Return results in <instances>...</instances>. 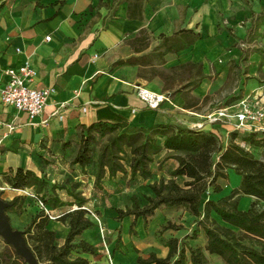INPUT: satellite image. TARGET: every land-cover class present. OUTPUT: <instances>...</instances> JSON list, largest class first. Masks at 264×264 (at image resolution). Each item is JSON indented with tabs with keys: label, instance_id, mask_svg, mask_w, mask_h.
Segmentation results:
<instances>
[{
	"label": "crops",
	"instance_id": "crops-1",
	"mask_svg": "<svg viewBox=\"0 0 264 264\" xmlns=\"http://www.w3.org/2000/svg\"><path fill=\"white\" fill-rule=\"evenodd\" d=\"M249 2L253 4L252 0ZM246 3L245 0H143L141 17H129V0H0L1 198L10 202L24 196V190L13 188L5 180L6 175L14 174L18 168L30 170L52 184L68 181L66 189L56 188L48 193L47 199L57 196L63 203L57 207L47 205L49 210L58 216L78 208L75 197L68 190L84 198V206L95 205L110 229L108 245L113 264H140L139 257L148 259L151 254L166 258L169 249L158 241L156 232L170 221L160 213L167 208L156 210L147 227L141 217L136 220L134 216H127L120 220L118 210L131 206L132 195L141 200L144 196H154L150 184L162 177L170 179L178 161L167 159L160 168V161L167 152L164 150L150 165V177L132 176V154L128 150L123 160L127 172L118 171L111 176L107 170L100 185L96 186V170L91 174L88 166L72 163L79 149L78 146L75 151H69L74 145L72 137L81 132L83 126L100 121L125 122L129 127L146 129L177 121L189 128L196 126L199 122L188 123L184 121L186 115L179 113L200 116L197 113L200 109L185 108L182 91L166 90L159 75H152L148 67L144 69L138 63L127 61L152 53L160 45L162 35L173 36L181 30H193L199 34V39L189 48L168 54L162 69L168 70L187 62L202 63L206 75L212 65L221 79L230 60L237 58L238 45H242L246 38L254 41L257 39L254 36L264 38V14L255 21L256 9L250 10ZM245 21L248 22L247 27L244 26ZM142 30H146L150 37L148 47L143 48L141 43H137L134 48L130 41L139 37ZM47 36L51 37L50 41L46 40ZM251 48L252 51L242 50L241 54L260 62L259 66L264 68L260 51L264 48ZM26 62L36 71V76L26 83L28 86L54 88L44 112L34 122L26 113L6 106L1 97V89L8 81L5 70L19 68ZM207 80L204 79L201 86L192 91L200 102L207 95ZM177 84H184V81ZM138 87L165 94L169 100L152 109L139 98ZM10 124H15L16 128L7 134ZM218 126L207 125L203 130H211L222 137L223 131L219 132ZM160 140L162 145L164 139ZM233 179L230 170L229 180ZM176 180L183 185L188 179L182 176ZM224 181L218 180L223 187L222 196L240 184V178L235 186L232 184L233 188ZM74 184L77 188L73 187ZM94 186L96 188L92 189ZM26 190L37 192L36 187ZM47 191L50 190L44 189L40 195ZM246 199L253 201L252 197ZM243 201L244 197L240 199V208L244 206ZM38 205L35 199L26 197L21 217L29 223L40 211ZM134 221L136 235L131 234ZM49 227L57 231V241L62 245L69 232L68 223L53 219ZM183 231L168 230L163 237L181 241L179 233ZM149 233L150 238H147ZM79 239L99 249L98 256L82 254L83 257L108 264L97 225L85 230ZM206 244L205 238L204 245L200 247L205 249ZM186 264H192L189 253Z\"/></svg>",
	"mask_w": 264,
	"mask_h": 264
},
{
	"label": "trees",
	"instance_id": "trees-1",
	"mask_svg": "<svg viewBox=\"0 0 264 264\" xmlns=\"http://www.w3.org/2000/svg\"><path fill=\"white\" fill-rule=\"evenodd\" d=\"M142 3L143 0H129V17H141ZM199 37L193 30H181L173 36L162 35L160 45L152 53L131 58L127 63H138L144 69L148 67L152 75L162 78L166 90L182 91L186 109H199L200 100L192 95V91L208 78L203 71V64L187 62L168 70L162 69L168 54L189 48ZM149 39L147 31L142 30L141 35L130 43L134 48L137 43L146 48ZM260 51L263 64L264 51ZM181 81H184V84H177ZM96 134L107 137V142L98 152L95 161L96 186L100 185L107 170L111 176L118 171L127 172L123 160L128 150L132 154V176L139 174L144 178L150 177V165L155 156L164 150L167 152L160 161V168L167 159L178 161V167L170 173V179L162 177L150 184L154 196H144V203L138 196H131V206L126 210H118L120 220L127 216H134L136 220L141 217L147 227L149 218L159 208L184 209L198 223V228L194 230L191 238L197 239L202 231L207 239L205 249L177 238L165 239L164 232L183 229L182 225L168 221L156 232L158 241L168 247V256L158 258L151 254L148 259L139 257L140 264H186L188 253L192 264H211L206 252L220 257L225 264H264V159L251 151V148L264 150V131H251L242 135L240 131L234 130L229 141L225 143L219 134L211 130L189 128L176 122L146 129L129 127L125 122L100 121L82 127L80 145L73 164L87 167L93 163L92 147ZM160 138L164 139L162 145ZM238 138L242 139L245 145L237 142ZM230 170L240 176V184L229 194L222 196L220 194L223 187L218 180H229ZM182 176L188 179L183 185L176 180ZM5 180L16 189L36 187L38 194L48 186L45 179L23 168H18L14 174L6 175ZM73 187L77 188V184ZM56 188L66 189V185L53 184L50 191L40 198L45 205H63L57 196L46 199L48 193L54 192ZM68 191L75 197L78 208L57 218L69 225L65 242L59 245L57 231L49 227L50 217L40 209L22 231L26 245L35 256L37 264H101L82 256L99 255L96 246L79 239L85 230L96 227V223L88 211L82 208L84 198L72 190ZM242 197L253 198L247 209L239 207ZM25 199V196H18L9 202L10 205L5 209L9 220L10 212L22 213ZM135 223L134 221L131 226L132 235H136ZM0 264L30 263L19 255L12 245L7 244L0 252Z\"/></svg>",
	"mask_w": 264,
	"mask_h": 264
},
{
	"label": "rangeland",
	"instance_id": "rangeland-1",
	"mask_svg": "<svg viewBox=\"0 0 264 264\" xmlns=\"http://www.w3.org/2000/svg\"><path fill=\"white\" fill-rule=\"evenodd\" d=\"M250 10H253V7L256 9V20H259L262 18V15L264 14V0H252L253 4L249 2V0H245ZM258 10V11H257ZM249 20V17L247 18ZM251 23L252 21L249 20ZM248 22H244V26L247 27ZM249 30V27H248ZM256 37V41L253 39L246 38L244 42H242V45H238V56L237 58H233L230 60L227 69L225 70L224 77L219 78V73L216 72L215 68L211 65L209 68V74H208V85H207V95L202 98V101L200 102V112H197L200 116H194L190 114H186L184 112H179L181 115H186L184 121H187L188 123L192 122H199L196 125L198 126L200 122H204V126L207 125H220L216 127L219 132L223 131L222 138L223 141L227 143L230 138V134L234 131V125L232 123L235 122L234 115L237 113V111L240 109L239 104L245 100L248 99V102L255 108H263L264 110V68L260 67V62H254L250 57H245V55L241 54L242 50H246L247 52L252 51L254 46H258L260 48H264V38H258ZM251 48V49H250ZM223 82V83H222ZM228 109L225 111V114L228 116H219V111L223 109ZM220 109V110H219ZM218 110V111H217ZM217 118V120L210 122V119L207 118L209 115H213ZM196 118V119H194ZM176 123L182 124L181 122L177 121ZM223 125V127L221 126ZM262 125H264V121L262 122ZM192 128H195V126H192ZM215 129V127H214ZM80 134L81 132L76 133L72 137V142L74 143L73 148H71L69 151H75L76 148L79 146L80 142ZM242 135L247 134L246 131L241 132ZM224 136V137H223ZM107 137H100L98 134H96V140L93 143V154H94V161L91 165L88 166V171L93 174L96 170L95 161L98 155V152L101 150V148L106 144ZM237 142L241 143L242 145H245L244 142H242V139L238 138ZM251 151L259 158L264 159V150L261 148H251ZM127 156V155H126ZM125 156V157H126ZM232 172V178L231 180H225L224 183L228 184L233 188L235 183H238L240 176L237 175L233 170ZM239 176V177H238ZM50 179V178H48ZM48 186L47 190L51 189V186L53 185L51 181H47ZM223 182V181H222ZM69 185L68 181L56 183L55 185ZM234 186H233V185ZM96 188L95 186L92 187ZM33 192H30L29 190H24L23 194L24 196L28 197L29 199H35L38 203V200L31 196ZM36 196H38L39 200L43 197V195L38 194L37 192L33 193ZM52 195V194H51ZM48 196V195H47ZM32 197V198H31ZM245 201L242 202L244 204L243 208L241 209H247L251 203L249 199H246L247 197H244ZM47 199V198H46ZM144 202V199H142ZM252 200V199H251ZM33 201V200H32ZM42 201V200H41ZM43 202V201H42ZM39 204V203H38ZM40 208L41 206L38 205ZM92 209L98 216H100L105 229L106 233L108 235L109 228L105 225L104 219L102 217V213L97 209L95 205H90L89 207ZM164 210V211H163ZM166 219L174 222H178L179 225L183 226V229L185 231L179 233L181 236L182 242H187L192 246H203L205 235L201 231L197 239H192L191 235L193 234L194 230L198 228V223L196 222L195 218L184 209H177L174 211L162 209V212H160ZM159 213V214H160ZM159 214H157V218L159 217ZM160 214V215H161ZM10 222L14 229L22 231L25 229L27 224H29L25 218L21 217L20 214H14L13 212H10ZM23 218V219H22ZM121 232V231H120ZM150 234L147 238H150ZM121 238V239H120ZM147 238L144 240L146 241ZM119 240L122 242V236H119ZM108 241V238H107ZM143 241V242H145ZM120 242V241H119ZM7 243L3 239L2 236H0V252L4 250ZM208 259L211 264H225L223 260L216 256L211 255L208 252H206Z\"/></svg>",
	"mask_w": 264,
	"mask_h": 264
},
{
	"label": "built area",
	"instance_id": "built-area-1",
	"mask_svg": "<svg viewBox=\"0 0 264 264\" xmlns=\"http://www.w3.org/2000/svg\"><path fill=\"white\" fill-rule=\"evenodd\" d=\"M47 41L51 40L50 36L46 37ZM5 74L8 76V81L4 88L1 89L2 102L6 106L15 108L19 112L27 114L31 122H34L41 116L46 107L48 98L54 93V88L48 87L38 89L28 86L26 83L31 81L36 76V71L31 67L29 62H26L19 68H8L5 70ZM138 96L144 101L150 108L157 109L160 105L169 100V97L165 94L154 93L147 88L138 87ZM240 109L234 115L235 124L234 130L237 131H264V110L263 108H255L249 102L248 99L243 100L240 104ZM225 109L219 111V116H228L225 114ZM57 112H55L56 114ZM213 115H209L207 118L210 122L217 120ZM204 123H200L195 126V129H203ZM15 124L7 126V134L15 130ZM5 133V134H6ZM32 197L38 200L41 209H43L51 220L59 218L61 215H53L48 206L45 205L35 194H31ZM83 209L87 210L91 218L96 223L101 237V244L104 254L108 257V264H113L112 255L108 245V235L106 233L105 226L100 218L92 209L87 206H83Z\"/></svg>",
	"mask_w": 264,
	"mask_h": 264
},
{
	"label": "water",
	"instance_id": "water-1",
	"mask_svg": "<svg viewBox=\"0 0 264 264\" xmlns=\"http://www.w3.org/2000/svg\"><path fill=\"white\" fill-rule=\"evenodd\" d=\"M9 205V202L3 200L0 195V236L3 237L7 244L12 245L16 252L23 256L30 264H37L35 256L26 245L22 231L16 230L12 227L8 216L5 213V209Z\"/></svg>",
	"mask_w": 264,
	"mask_h": 264
}]
</instances>
